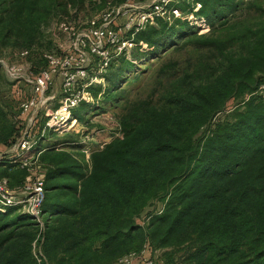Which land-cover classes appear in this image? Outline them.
Listing matches in <instances>:
<instances>
[{"label": "trees", "instance_id": "1", "mask_svg": "<svg viewBox=\"0 0 264 264\" xmlns=\"http://www.w3.org/2000/svg\"><path fill=\"white\" fill-rule=\"evenodd\" d=\"M70 1L0 0V53L29 50ZM256 1H184L182 13L201 6L195 15L207 33L157 20L135 36L133 59L113 57L119 65L102 78L107 87L89 86L92 103L71 115L87 126L109 112L117 137L91 152L89 168L57 144L41 154L44 229L17 208L0 212V264H36L38 234L48 264H116L143 250L166 264H264V9ZM183 24L193 34L176 36ZM166 36L185 45H174L134 95L120 93L138 78L127 71L157 60ZM18 116L0 94L3 148L21 134ZM2 166L0 177L20 188L28 172L19 161Z\"/></svg>", "mask_w": 264, "mask_h": 264}, {"label": "built area", "instance_id": "2", "mask_svg": "<svg viewBox=\"0 0 264 264\" xmlns=\"http://www.w3.org/2000/svg\"><path fill=\"white\" fill-rule=\"evenodd\" d=\"M184 1L190 2V0H152L149 4L142 6L127 2L107 10L97 20L89 22L85 34L77 37L64 55L43 54L42 58L46 67L40 69L35 75L30 73L29 64H14L9 59L0 57V69L5 78L11 83H25L30 87V94L19 104V116L15 120L20 119L22 122V118L35 115L27 121L28 127L22 129L19 138L11 147L2 149L0 144V164L19 161L20 168L28 172L23 185L15 190L10 189L6 178L0 177V212L11 207L17 208L19 212L31 217L40 233L43 231L41 206L44 200L45 174L38 166L36 158L26 156L36 142L31 132L36 119L43 115L42 133L45 131L67 132L74 129L77 123L71 113L82 102L92 103V97L87 89L97 83L96 78H89L88 75L90 58L98 60V74L108 67L113 57L123 55L129 59L131 50L136 46L133 43L135 36L147 26H154L157 20H162L169 25L176 20L187 21L190 26L198 29L200 35L203 32L207 33L205 21L195 15L201 6L194 4L191 8L192 12L182 13L177 6ZM119 17H125L122 27L115 32L110 31L109 27L114 25V21ZM61 27L64 31H68L63 24ZM124 34H127L129 38H123ZM139 47L142 50L146 49V45L142 43H139ZM111 50L115 52L113 56ZM29 54L30 50L21 51L19 58L24 61ZM55 77L61 80L62 98L56 108L50 109L48 105L54 97L48 96L47 93ZM86 139L91 141V137ZM41 240L38 234L32 244V254L36 264H48L41 252ZM116 264L156 263L147 251L143 250L118 260Z\"/></svg>", "mask_w": 264, "mask_h": 264}, {"label": "rangeland", "instance_id": "3", "mask_svg": "<svg viewBox=\"0 0 264 264\" xmlns=\"http://www.w3.org/2000/svg\"><path fill=\"white\" fill-rule=\"evenodd\" d=\"M117 1L118 0H90V1L83 0V5L80 7L79 5L80 0H71L70 4L67 5L66 11L58 12V13L56 12L54 15L51 16V20L49 24L45 25L40 30V35H39L38 40L36 41L34 45L31 46V48L29 47L30 54L27 59H24V61H21V59L19 58V53L21 52V47H22V46L20 47V45H15V47H12L11 49L3 50L0 53V56H2L3 58L9 59V61H11L14 64H23V63L29 64L30 63L29 64L31 66L30 73L32 75H35L40 70V68H44L46 66L42 58L43 54L52 53L58 56L64 55L69 50V48L72 47L73 43L75 42V39L85 34V31L88 29L90 21L97 20L98 18H100V15L104 13L105 11L111 10V9H114L120 6V5H115ZM151 1L152 0H133V2L131 1L129 3H132L137 6H142L145 4H149ZM256 3L257 5H260L261 7H263L264 9V0H257ZM124 20H125V17L117 18L114 21V25H111L109 27L110 31L115 32L119 28H121L124 23ZM62 24L66 28H68V31L63 30V28L61 27ZM188 27L189 26H185V24H183L181 27L175 30L176 32H174V34L176 36H180L181 33H186L187 35L193 34V31L189 30L190 28ZM203 35H204V32H203ZM122 37L126 39L129 38L127 34H124ZM183 38L174 37L171 39L170 37L166 36L160 43L161 46H159L157 49V54L160 55L157 58V60H153V61L149 60L150 62L147 60V62L145 63L142 62V64L144 63L146 65H142V64L138 65L139 63L138 62L137 65H134L135 69L133 68L132 71L128 70L127 71L128 78H131L133 80V78L136 77L137 75H138L137 76L138 78L136 81L129 80L124 86H122L119 92L123 93L124 95H129V94L134 95L142 87L146 86L147 82L149 81L151 77L152 72L159 64L158 61L162 57L167 55V53L171 51V48L174 45H178V46L185 45L184 44L185 40H183ZM133 49H136V48H133ZM132 50H131L132 53L135 52V50L133 51ZM139 50L141 52L142 48H140ZM114 54L115 52L111 50V55L113 56ZM178 54L179 55H175L176 58H178L179 62L183 63L186 58V54H184V51L179 52ZM126 58L128 57L126 56ZM126 58L124 60L127 62ZM90 59H91V62L88 66V75H89V78H96V82L98 83V84L96 83L95 84L96 86L94 87L96 89H98L99 87L103 88V86L107 87L105 79L101 81L100 79L105 78V75L107 76L110 73L109 68L113 63L116 62L115 65H119L117 61L118 58H113L111 62L109 63L108 67L101 74H98V70H99L98 60H96L95 58H90ZM129 59H133L132 55L131 56L129 55ZM15 85H16L15 83L11 84L9 81H7L4 78L3 75H1L0 94L3 97L4 102L9 107L12 108L14 113H17L18 115L19 114V104L24 99H26L28 95L30 94V87L25 83L18 84L16 88H15ZM61 92H62L61 91V80H59L58 77H55L53 79L52 86L48 90L47 95L53 96L54 99L56 98L61 99L62 97ZM99 99H101L102 101V97ZM96 104H99V102ZM233 105H234L233 101L229 102L227 104L226 109L232 108ZM48 107L50 109H54L53 102H50ZM101 114H105V113H101ZM101 114L97 115L98 117L96 116L97 121H99V119H102L100 118ZM34 116L35 115H28L25 118H22V120L24 121V124H22L24 126L23 128L28 127L27 121L31 119V117H34ZM40 116H43V115H40ZM109 117L111 118L112 116L109 115ZM39 120L40 119H38V121ZM92 124L94 125L92 129H98L99 127L98 123L92 122ZM92 124L89 123L88 127H92ZM100 125H101V122H100ZM78 127L80 129L81 126H76L74 129H78ZM56 133H63V132H56ZM91 136H93L92 132H91ZM159 207L160 205H156V208H159ZM142 219L143 218L137 220V223L139 225H143ZM150 256L152 257V259L155 261L156 264H166L164 261L161 260L159 253H153Z\"/></svg>", "mask_w": 264, "mask_h": 264}, {"label": "crops", "instance_id": "4", "mask_svg": "<svg viewBox=\"0 0 264 264\" xmlns=\"http://www.w3.org/2000/svg\"><path fill=\"white\" fill-rule=\"evenodd\" d=\"M30 64V63H29ZM60 80V79H59ZM104 88V86H103ZM62 91V90H61ZM62 95V92H61ZM62 98V97H61ZM60 98L54 99L53 105L54 108L58 106ZM110 113L101 114L102 119L97 121L96 116L90 121L98 123V129H92V127L83 126L82 124L77 123V126H81L80 129H74L72 131H67L63 133H52V134H45L42 133V116L38 117L35 121V125L31 128V132L34 135V139H36L35 144L33 145L32 149L26 155L27 157H34L37 159L38 166L42 169L44 174H46V167L40 162V156L43 154L51 145L57 144V151H65L70 153L76 160H78L82 165L86 168H89V158L92 151L101 149L104 145L109 143L113 138L117 137V123L114 119L109 117ZM98 117V116H97ZM96 118V119H95ZM38 119H40L38 121ZM113 119V120H112ZM38 121V122H37ZM101 122V125H100ZM22 124L24 121L22 120ZM26 124V123H25ZM24 127V126H23ZM91 132L93 136H91ZM100 136V137H99ZM91 137V141H87L86 138ZM4 149V148H2ZM2 166L0 169H3Z\"/></svg>", "mask_w": 264, "mask_h": 264}]
</instances>
